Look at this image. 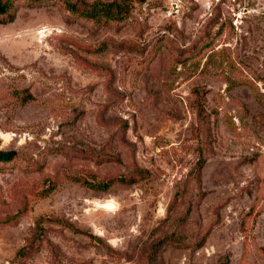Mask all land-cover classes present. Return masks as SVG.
Listing matches in <instances>:
<instances>
[{"label": "rangeland", "instance_id": "obj_1", "mask_svg": "<svg viewBox=\"0 0 264 264\" xmlns=\"http://www.w3.org/2000/svg\"><path fill=\"white\" fill-rule=\"evenodd\" d=\"M8 1L0 264H264V0Z\"/></svg>", "mask_w": 264, "mask_h": 264}, {"label": "trees", "instance_id": "obj_2", "mask_svg": "<svg viewBox=\"0 0 264 264\" xmlns=\"http://www.w3.org/2000/svg\"><path fill=\"white\" fill-rule=\"evenodd\" d=\"M28 3L39 4L46 0H27ZM67 8L74 13L88 17L97 22L122 20L128 14L130 4L133 0H93L92 2H82L80 6L77 0H62ZM141 2L143 0H135ZM9 5L8 0H0V13H4ZM11 20V19H10ZM13 156L11 151L0 150V160H9ZM133 181V180H129Z\"/></svg>", "mask_w": 264, "mask_h": 264}, {"label": "water", "instance_id": "obj_3", "mask_svg": "<svg viewBox=\"0 0 264 264\" xmlns=\"http://www.w3.org/2000/svg\"><path fill=\"white\" fill-rule=\"evenodd\" d=\"M94 204L98 208L108 209L113 207V204L111 202H95Z\"/></svg>", "mask_w": 264, "mask_h": 264}]
</instances>
